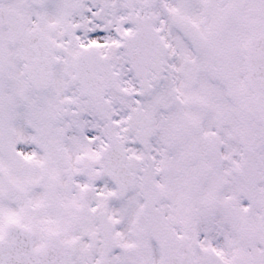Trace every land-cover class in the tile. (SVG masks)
<instances>
[{"label":"snow or ice","instance_id":"6c2138e0","mask_svg":"<svg viewBox=\"0 0 264 264\" xmlns=\"http://www.w3.org/2000/svg\"><path fill=\"white\" fill-rule=\"evenodd\" d=\"M0 264H264V0H0Z\"/></svg>","mask_w":264,"mask_h":264}]
</instances>
